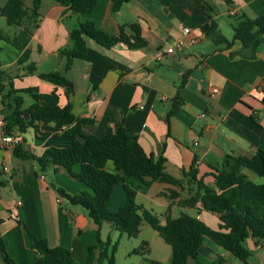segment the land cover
<instances>
[{
  "label": "crops",
  "instance_id": "1",
  "mask_svg": "<svg viewBox=\"0 0 264 264\" xmlns=\"http://www.w3.org/2000/svg\"><path fill=\"white\" fill-rule=\"evenodd\" d=\"M6 1L0 0V13ZM32 1L24 0V4L30 7ZM39 12L42 17L38 26L28 31L24 29L27 22L11 26L0 15V31L17 39L16 45L0 40V81L5 72L15 89L37 87L42 93L56 91L60 106L70 102L76 117L91 119L82 125L86 133L103 136L107 129L123 124L129 134L137 136L145 153L155 158L164 155L165 171L183 179L184 189L158 181L146 186L128 178L126 184L136 189V203L161 220L170 206L172 218L187 213L217 229L219 219L215 213L203 210L199 204L194 208L178 204L188 194L184 172L195 160L197 178L213 184L214 166L224 155L251 156L264 149V43L251 56L239 40L229 47L213 41L217 36L230 40L240 15H262L264 0H130L116 12L111 10V0H96L89 14L75 12L54 0H41ZM228 17L235 18L234 24ZM86 19L113 35L120 26L137 23L146 45L138 49L123 45L102 48L89 40L85 57L75 59L65 73L73 86L67 97L63 87L40 79L37 73L62 68L63 59L58 51L72 46L69 31ZM184 27L190 28L185 40L195 37L196 42L186 43L181 51L156 61L157 52L181 36ZM30 64L36 71L26 74L23 68ZM213 89L216 91L211 94ZM1 95L0 114L4 117L12 109L13 94L5 102ZM21 95L23 106H29L30 95ZM175 96L183 101L168 122L167 112ZM63 129L53 123H36L15 135L23 148L39 156L48 147H66L71 143ZM12 149V145L0 142V240L15 264H46L30 246L19 221L49 246L69 249L78 261L87 259L88 247L96 244L98 233L102 240H114L119 232L109 222L98 226L82 206L70 204L54 187L75 194L89 190L84 183L71 178L62 167L40 171L35 161L14 157ZM73 169L78 170V166ZM105 169L116 173L111 160L106 162ZM242 171L248 179L264 183L256 181L254 172L255 175L246 168ZM170 189L179 196L168 198ZM125 200L122 184H115L108 209L117 211ZM142 229H146L143 223L140 233ZM154 232L157 238L142 237L139 243H131L125 251L124 264H149L147 259L170 264L171 247L164 246ZM246 246L251 250L248 264H264V240L249 237ZM137 248L140 252L134 253ZM0 264H8L1 252ZM188 264L244 263L206 239L199 254L189 258Z\"/></svg>",
  "mask_w": 264,
  "mask_h": 264
},
{
  "label": "trees",
  "instance_id": "2",
  "mask_svg": "<svg viewBox=\"0 0 264 264\" xmlns=\"http://www.w3.org/2000/svg\"><path fill=\"white\" fill-rule=\"evenodd\" d=\"M54 1L81 14H89L96 4V0ZM129 1L111 0V10L116 12ZM40 3L41 0H33L32 5L28 7L24 0H7L0 15L11 26H20L27 22L28 25L24 29L28 31L36 28L41 20ZM69 39L72 46L58 51L63 59L62 68L37 73L40 79L63 87L67 97L73 92V86L65 73L75 59L85 57L89 40L102 48L123 45L128 49H138L146 45L137 23L122 25L118 33L113 35L99 29L90 19L79 21L69 31ZM0 40L13 45L17 43L16 37L11 38L2 31ZM235 40H239L242 48L248 49L253 56L259 45L264 43V13L254 18L240 15L233 25L230 40L222 36L213 39L216 44H224L226 47L231 46ZM23 69L26 74L36 71L33 64ZM4 82L6 84H3ZM0 93L2 102L13 94L12 109L3 117L5 134L24 133L36 123H53L59 129L64 128V135L72 139L66 147H48L37 156L18 142L13 146L12 154L23 161H35L40 171H45L48 167H53L54 170L62 167L71 178L84 183L89 190L75 194H70L61 187H54L58 195L66 198L70 204L82 206L98 226L107 221L120 235L135 237L141 224L147 223L171 247L170 264H188L189 258L199 254L206 239L248 264L251 250L246 246V240L249 237L264 240V183L248 179L242 171L246 168L258 176H264V149H258L251 156L224 155L222 161L214 166L213 184L197 178L195 160L189 170L184 172L188 194L178 204L190 208L199 204L203 210L215 213L219 219L217 229L210 228L196 216L187 213L172 218L169 215L170 206L167 207L165 215L166 224L161 225V219L156 214L136 203V189L126 184V180L133 178L146 186L158 181L184 189L183 179L165 171L164 155L155 158L152 154L145 153L137 136L129 134L123 124L116 129H107L103 136L84 132L82 125L90 123L91 119L76 117L70 102L60 106L56 91L42 93L37 87L15 89L12 79H8L5 72H2ZM21 93H28L32 98L29 106H23ZM182 101L181 98L174 97L167 112L168 122ZM108 160L113 162L116 173L105 169ZM76 165L78 170L73 169ZM119 183L123 186L126 200L117 211L112 212L108 209V201L113 186ZM167 196L174 199L179 194L170 189ZM19 223L27 232L30 246L44 258L46 264H114L118 241L112 242L110 237L102 240L98 233L96 244L88 247L87 259L78 261L69 249L49 246L45 239L33 234L22 221ZM133 251L139 253L140 249ZM0 252L8 264H15L6 254L1 240ZM147 261L149 264H162L153 259Z\"/></svg>",
  "mask_w": 264,
  "mask_h": 264
},
{
  "label": "built area",
  "instance_id": "3",
  "mask_svg": "<svg viewBox=\"0 0 264 264\" xmlns=\"http://www.w3.org/2000/svg\"><path fill=\"white\" fill-rule=\"evenodd\" d=\"M233 13V12H231ZM190 32L189 27H184L182 29V34L178 38H176L171 44L167 45V47L163 51L157 52L155 56L156 61H163L165 58L175 54L176 52H179L183 49V47L186 45V43L194 44L196 42L195 37H191L188 40H185V36ZM216 90H211V94H214ZM3 116L0 114V142L2 144H10L14 146L19 142L18 137L15 134H5L3 131ZM4 169H6L4 167ZM21 202L18 201V205H20Z\"/></svg>",
  "mask_w": 264,
  "mask_h": 264
},
{
  "label": "rangeland",
  "instance_id": "4",
  "mask_svg": "<svg viewBox=\"0 0 264 264\" xmlns=\"http://www.w3.org/2000/svg\"><path fill=\"white\" fill-rule=\"evenodd\" d=\"M229 18V22L231 24H234L235 22V18L234 17H228ZM230 35V34H228ZM252 174H254L253 172H251ZM255 175V174H254ZM256 176V181L258 180H261V181H264V176ZM144 226H145V230L142 229L141 233L139 231V233L135 236V237H127L126 235H123L120 239H119V233H116L115 234V238L112 242H115V241H118V247H117V250L114 254V257H115V260H114V264H124V254H125V251L126 249H130L131 247V243H136L138 242L139 243V240L142 238V237H145V239H148L150 240L153 236H157L156 233L154 232V230L145 222H143ZM157 238V237H156ZM162 244L166 247H168V245L162 240L160 239ZM138 246H140L141 244H137ZM146 255L149 257V252H146ZM102 264H107L106 262L102 263Z\"/></svg>",
  "mask_w": 264,
  "mask_h": 264
},
{
  "label": "water",
  "instance_id": "5",
  "mask_svg": "<svg viewBox=\"0 0 264 264\" xmlns=\"http://www.w3.org/2000/svg\"><path fill=\"white\" fill-rule=\"evenodd\" d=\"M160 224H161V225L166 224V220H165V219L161 220V221H160Z\"/></svg>",
  "mask_w": 264,
  "mask_h": 264
}]
</instances>
